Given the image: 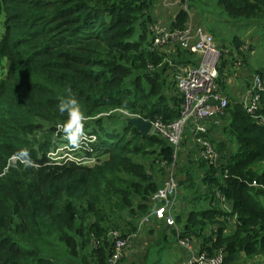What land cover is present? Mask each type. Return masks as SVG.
<instances>
[{
    "label": "trees",
    "instance_id": "obj_1",
    "mask_svg": "<svg viewBox=\"0 0 264 264\" xmlns=\"http://www.w3.org/2000/svg\"><path fill=\"white\" fill-rule=\"evenodd\" d=\"M153 2L0 0V64L7 63L0 75V264H105L108 234L131 235L149 210L172 163L171 147L107 112L122 109L147 122L178 116L181 98L175 81L166 92L165 72L172 68L163 59L178 65L190 55L179 49L165 55L151 46ZM217 5L235 19L264 16V0ZM187 21L179 9L163 27L182 29ZM240 45L233 38L230 55L219 60L216 84L227 97L220 139H208L212 123L206 125L218 161L196 158L190 168L199 173L190 175L178 162V187L193 191L192 207L206 205L174 214L179 229L170 235L175 243L190 239L209 257L221 253V264H260L254 260L264 259V73L249 75L242 89L259 77L253 118L223 82V71L234 68L231 51ZM72 123V130L95 137L89 145L95 165L47 158L60 144L57 126ZM226 135L235 151L223 158ZM11 157L17 159L12 167ZM220 200L228 211L219 209Z\"/></svg>",
    "mask_w": 264,
    "mask_h": 264
},
{
    "label": "built area",
    "instance_id": "obj_2",
    "mask_svg": "<svg viewBox=\"0 0 264 264\" xmlns=\"http://www.w3.org/2000/svg\"><path fill=\"white\" fill-rule=\"evenodd\" d=\"M156 1L165 10L178 7L180 10L187 11L184 0ZM150 31L153 48L167 52L179 49L190 55L189 62L174 65L175 88L181 98L177 118L170 122L159 120L149 122L150 132L171 147L172 163L167 167L160 186L150 196V208L146 214L137 220L135 231L125 238H122L115 230L108 234L112 247L105 264H117L129 241L139 236L143 228L149 225L151 221H157L162 223L165 228L176 231L174 211L178 201V187L174 173V169H176L175 157L186 130L189 131V137L196 146V158L214 165L219 157L205 136L206 125L217 122L223 116L227 105V97L218 89L216 80L219 60L222 55L229 56L228 51L230 52V49L219 50L211 34L201 26H193L188 22L182 29L171 30L155 25L150 28ZM165 60L168 61V59ZM233 66L234 68L240 67L239 63H233ZM261 91L262 86L259 77L255 75L250 85L244 90L242 97L238 99L245 112L253 118H255L257 110L258 93ZM261 121L263 123L264 119ZM76 127L74 123L57 126L54 136L58 137L60 144L53 151L47 153V158L50 161L56 164L73 163L84 166L96 164L98 159L89 146L96 141L95 137L88 135L85 130H72ZM16 161L15 157H11L7 166L12 167ZM176 246L186 254L184 264L222 263L223 255L221 253H216L210 257L204 253H199L188 238H177ZM254 261L264 264L261 263L264 262V259Z\"/></svg>",
    "mask_w": 264,
    "mask_h": 264
},
{
    "label": "rangeland",
    "instance_id": "obj_3",
    "mask_svg": "<svg viewBox=\"0 0 264 264\" xmlns=\"http://www.w3.org/2000/svg\"><path fill=\"white\" fill-rule=\"evenodd\" d=\"M185 4L187 6V15L188 21L192 24H196L197 26H201L204 28L211 36L218 47L219 50L229 49L231 40L233 38H238L240 42L243 44L244 41L246 45L248 44V49L253 51V55L247 56V58L239 55V58L236 56L234 57V64L239 63L241 65L239 68H230L227 71H223V82L226 83L227 91L229 94H233L232 97H237L240 99L243 94V86L246 84V81L249 82L252 77L249 75L255 74L256 71H260L264 73V16L263 18H231L226 15L225 12L217 5V0H185ZM157 4L153 2V13L152 16L154 17L153 25L156 26H163L166 24L161 21L162 15L161 13L158 14L159 9L157 8ZM179 8H172L170 12L175 14ZM152 17V18H153ZM247 18V17H246ZM163 20V19H162ZM167 20V18L165 19ZM169 22V21H167ZM241 44V43H240ZM235 49V48H234ZM163 53L166 55L175 53L167 52L166 50H162ZM229 53V51H228ZM163 62L167 64V67L172 68L171 71L165 72V84L166 92L168 94L171 92L169 89V84L174 80L173 70L174 65L171 63V60L166 61L163 59ZM7 63L4 61L0 64V75L4 73L6 69ZM175 72V70H174ZM218 72V71H217ZM233 72L234 75H233ZM239 73V74H238ZM238 74V75H237ZM174 89V87L172 86ZM225 89V87L223 88ZM176 92V90H175ZM121 111V112H119ZM114 112V113H113ZM108 115L110 116H117L120 114L123 119L127 118H138L135 115L128 113L122 109H114L109 112ZM111 113V114H110ZM104 115H107L104 113ZM100 114V116H104ZM110 116V117H111ZM142 120V119H141ZM156 120H160L159 117L154 118L151 122ZM226 123V119L218 120L215 123H212V129L207 135L208 139H220L221 133V126ZM189 131H185L183 137L181 139V145L179 150H177L175 163L176 169H174V173L176 176V181H181L183 178L182 175L178 174V162L180 165L187 168L188 173L190 175V171L192 173L198 174L194 167H191V163L196 160L195 152L196 147L193 145L190 137ZM223 140V151L221 154L223 158H227L230 156L231 153L235 151V145L233 142H229V137L226 135ZM213 148V147H212ZM215 150V148H213ZM219 155V154H218ZM193 183L197 187V181L195 178L192 179ZM178 187V184H177ZM199 191L203 192L206 190L204 186H199ZM193 191L184 190L182 187H178V201L175 206L174 214H178L179 212H187L189 210H197L199 208L205 207L206 203L195 204L193 207L191 206L192 203V193ZM196 195V194H195ZM194 195V196H195ZM262 206H264V201L262 198L259 199ZM191 207V208H190ZM220 208L228 211L229 206L221 201ZM147 229V228H146ZM161 228H154L152 229V233H148L149 231L146 230L144 233L142 232L139 236L135 239L129 241L126 249L123 252L122 258H125L123 264H179V262L185 258L186 254L177 248L175 240L170 235V229H164L162 232L164 234V239L158 235ZM176 229H179V225H176ZM56 246H52L54 248ZM64 254V253H63ZM62 256V255H61ZM65 258V256H62ZM185 262V261H184ZM240 263V262H239ZM70 264H78L76 262Z\"/></svg>",
    "mask_w": 264,
    "mask_h": 264
},
{
    "label": "crops",
    "instance_id": "obj_4",
    "mask_svg": "<svg viewBox=\"0 0 264 264\" xmlns=\"http://www.w3.org/2000/svg\"><path fill=\"white\" fill-rule=\"evenodd\" d=\"M156 4H157V8L159 9V12H158V14L159 13H161V15H162V18H161V21L162 22H167V21H170V19L171 18H173L174 16H175V14H172V12H170L171 10H165V9H163L157 2H156ZM174 8H178V7H174ZM152 12H153V7H152ZM167 18V20H165ZM163 19V20H162ZM188 23H190V21L188 22ZM191 24V23H190ZM192 25L193 26H197L196 24H193L192 23ZM238 39V38H237ZM239 40V39H238ZM241 43V45L237 48V50H233V52L231 51V53L234 55V56H237L238 58H239V55H241V56H243V57H245V58H247V56H250L251 54L253 55V51L251 50L250 51V48L248 49V44L246 45V42L244 41V43L245 44H243L242 42H240ZM229 49L231 50V47H229ZM241 66V65H240ZM175 69V68H174ZM231 95H233V94H231ZM234 96V95H233ZM237 99H239L238 97H237ZM194 145V144H193ZM195 146V145H194ZM196 147V146H195ZM196 150V152H195V157H197V149H195ZM221 203V202H220ZM148 208H150V205H148ZM162 227V229L160 230V231H164V229H167V228H165L164 226H163V224L162 223H159V222H157V221H151V223L149 224V225H147L145 228H143V230H142V232L144 233V231H146V230H152V229H154V228H161ZM147 228V229H146ZM181 250V249H180ZM121 260H125V258H123V259H121ZM120 261V260H119ZM186 262V260H185V258L183 259V261L181 260L180 262H179V264H184L185 262Z\"/></svg>",
    "mask_w": 264,
    "mask_h": 264
},
{
    "label": "water",
    "instance_id": "obj_5",
    "mask_svg": "<svg viewBox=\"0 0 264 264\" xmlns=\"http://www.w3.org/2000/svg\"><path fill=\"white\" fill-rule=\"evenodd\" d=\"M125 122L141 133L142 137L150 132V123L147 121H143L138 118H127L125 119Z\"/></svg>",
    "mask_w": 264,
    "mask_h": 264
}]
</instances>
